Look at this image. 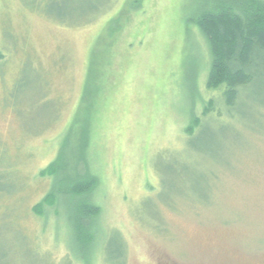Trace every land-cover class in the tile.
Instances as JSON below:
<instances>
[{"label":"rangeland","instance_id":"1","mask_svg":"<svg viewBox=\"0 0 264 264\" xmlns=\"http://www.w3.org/2000/svg\"><path fill=\"white\" fill-rule=\"evenodd\" d=\"M215 1L0 0V264H264V65L186 132L218 104L192 23ZM60 152L71 178L86 155L98 179L92 251L74 247L69 200L34 211Z\"/></svg>","mask_w":264,"mask_h":264},{"label":"trees","instance_id":"2","mask_svg":"<svg viewBox=\"0 0 264 264\" xmlns=\"http://www.w3.org/2000/svg\"><path fill=\"white\" fill-rule=\"evenodd\" d=\"M233 1L236 3L215 1L212 9L202 12L192 22L207 44L210 62L206 87L219 93L218 104L222 100V106H218L213 99L206 102L202 113L192 118L186 130L189 135L201 125L205 117L213 115L219 120L222 116L220 108H225L227 112L235 107L242 90L253 84L259 75V67L264 65V0ZM3 59L4 55L0 50V61ZM88 90L87 86L86 94ZM85 106L83 123L77 117L74 125L80 126L81 123L83 135L90 133L91 138L90 124L93 121V113L87 109L90 105ZM70 130L73 131L74 127H70ZM90 138H83L80 145L88 143L90 149ZM90 164L86 155H80L75 166L79 174L71 178L67 175L64 152H60L51 165L40 173L41 177L50 176L52 181L56 180L57 183L46 195L43 204L34 208L35 213L42 217L46 215L47 207L44 206L57 209L59 200H69L72 204L66 218L72 223L70 229L74 247L80 252L86 249L92 251L95 248L96 222L101 215L99 206L90 199L98 187V179Z\"/></svg>","mask_w":264,"mask_h":264}]
</instances>
